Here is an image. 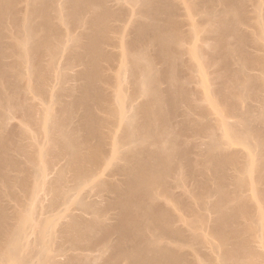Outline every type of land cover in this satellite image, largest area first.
Returning <instances> with one entry per match:
<instances>
[{
	"label": "bare ground",
	"instance_id": "6f19581e",
	"mask_svg": "<svg viewBox=\"0 0 264 264\" xmlns=\"http://www.w3.org/2000/svg\"><path fill=\"white\" fill-rule=\"evenodd\" d=\"M0 264H264V0H0Z\"/></svg>",
	"mask_w": 264,
	"mask_h": 264
}]
</instances>
